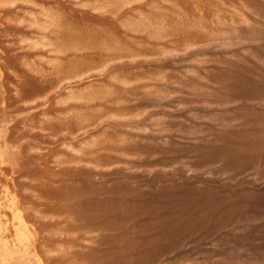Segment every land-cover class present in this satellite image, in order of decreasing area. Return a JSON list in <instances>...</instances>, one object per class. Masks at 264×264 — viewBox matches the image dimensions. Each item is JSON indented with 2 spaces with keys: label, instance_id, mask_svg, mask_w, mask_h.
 Here are the masks:
<instances>
[{
  "label": "rangeland",
  "instance_id": "1",
  "mask_svg": "<svg viewBox=\"0 0 264 264\" xmlns=\"http://www.w3.org/2000/svg\"><path fill=\"white\" fill-rule=\"evenodd\" d=\"M0 264H264V0H0Z\"/></svg>",
  "mask_w": 264,
  "mask_h": 264
},
{
  "label": "bare ground",
  "instance_id": "2",
  "mask_svg": "<svg viewBox=\"0 0 264 264\" xmlns=\"http://www.w3.org/2000/svg\"><path fill=\"white\" fill-rule=\"evenodd\" d=\"M178 208V207H177ZM187 209V208H186ZM181 212V211H180Z\"/></svg>",
  "mask_w": 264,
  "mask_h": 264
}]
</instances>
